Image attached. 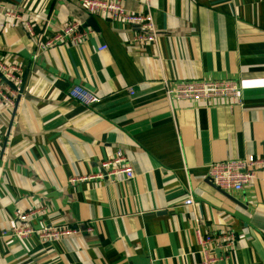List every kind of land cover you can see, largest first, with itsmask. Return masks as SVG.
Wrapping results in <instances>:
<instances>
[{"label": "crops", "instance_id": "obj_1", "mask_svg": "<svg viewBox=\"0 0 264 264\" xmlns=\"http://www.w3.org/2000/svg\"><path fill=\"white\" fill-rule=\"evenodd\" d=\"M120 2L144 10L142 0ZM152 6L159 36L139 46L137 27L89 15L80 0H0V10L33 19L41 39L74 21L86 34L34 59L37 39L22 26L0 28V52L23 64L25 81L15 107L0 108V264H196L197 226L203 236L232 234L228 250L211 247L217 264H264V168L238 192L208 176L212 162L264 156V0ZM163 79L236 80L242 102H170ZM75 86L100 102L72 99ZM119 150L132 181L70 182L98 174ZM42 206L35 227L82 232L44 243L5 235Z\"/></svg>", "mask_w": 264, "mask_h": 264}, {"label": "built area", "instance_id": "obj_2", "mask_svg": "<svg viewBox=\"0 0 264 264\" xmlns=\"http://www.w3.org/2000/svg\"><path fill=\"white\" fill-rule=\"evenodd\" d=\"M144 10L132 11L122 6L120 0H80V5L89 15L104 17L111 21H120L126 25H132L139 29L135 35V42L139 46L155 43L159 36L154 14L153 0H142ZM22 26L27 33L37 39L38 49L33 57L37 59L39 54L47 49L71 43H82L86 34L82 30L81 23L71 22L46 39H41L37 33L33 19L12 10H0V28ZM104 45L99 49H106ZM165 89V95L170 102L177 100L210 102L223 98L241 101L240 83L236 80H206L195 79L190 81H177L172 83L167 79L160 81ZM24 66L18 61H11L9 57L0 52V108L7 110L17 104L19 97L24 92ZM131 94H134L130 89ZM69 96L76 101L90 106L100 102V98L82 86L72 87ZM264 168V156L254 154L244 158L227 159L212 162L209 165V179L220 190L225 192H238L243 190L257 177L258 170ZM136 173L125 154L119 150L107 161L101 163V172L95 175L75 176L70 182L88 181L95 178H108L114 181H132ZM187 206L194 205L191 194L184 201ZM45 214V208L36 207L19 215L15 224L5 235L13 238L30 239L36 237L41 242H55L82 232L79 225L42 224L35 227L33 220ZM201 245V260L196 264H217L219 257L212 252V246L225 248L233 245L232 234H218L217 236H203L199 226L196 227ZM88 233H92L93 227L88 226Z\"/></svg>", "mask_w": 264, "mask_h": 264}, {"label": "water", "instance_id": "obj_3", "mask_svg": "<svg viewBox=\"0 0 264 264\" xmlns=\"http://www.w3.org/2000/svg\"><path fill=\"white\" fill-rule=\"evenodd\" d=\"M92 20H93V21H95V19H94V18H92ZM89 24H93V23H92V22H89Z\"/></svg>", "mask_w": 264, "mask_h": 264}]
</instances>
